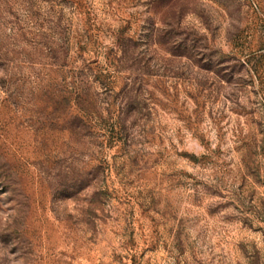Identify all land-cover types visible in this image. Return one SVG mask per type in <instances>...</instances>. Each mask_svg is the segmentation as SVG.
<instances>
[{
	"label": "rangeland",
	"instance_id": "rangeland-1",
	"mask_svg": "<svg viewBox=\"0 0 264 264\" xmlns=\"http://www.w3.org/2000/svg\"><path fill=\"white\" fill-rule=\"evenodd\" d=\"M0 264H264V0H0Z\"/></svg>",
	"mask_w": 264,
	"mask_h": 264
}]
</instances>
